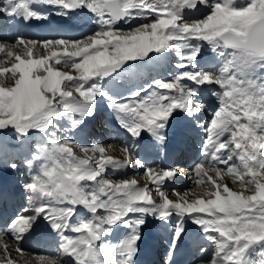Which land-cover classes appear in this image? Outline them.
Wrapping results in <instances>:
<instances>
[{
  "label": "snow or ice",
  "instance_id": "6c2138e0",
  "mask_svg": "<svg viewBox=\"0 0 264 264\" xmlns=\"http://www.w3.org/2000/svg\"><path fill=\"white\" fill-rule=\"evenodd\" d=\"M39 4L58 9L57 15L86 9L98 28L78 40L0 39V133L14 136L22 149L32 143L31 134H40L25 161L28 207L0 229L6 264H15L12 250L26 253L19 244L40 218L58 234L60 244L55 256H37L38 264H101L109 247L100 245L102 235L133 214L190 218L210 246V251L200 249L207 254L200 264H264V19L242 25L244 14L259 9L264 0H2L0 15L13 24L46 19L34 8ZM202 8L208 10L203 19L186 18ZM226 18L234 22L226 26ZM121 21L130 26L117 27ZM205 46L219 58L214 70L203 66ZM153 55H174L179 71L123 100L104 91L103 82L127 71L125 65ZM205 87L218 106L203 125L201 161L179 169L205 189L191 200V190L180 195L173 189V200L165 189L178 169L146 168L143 176L153 188L140 186L135 178H108L109 167L115 172L143 165L128 147L120 146L124 160L119 161L105 157L103 145L77 144L60 123L70 120L76 129L93 115L102 96L133 140L147 132L162 142L174 112L198 117L208 110L200 91ZM76 147L99 153V158L80 159ZM0 167L16 171L18 165L0 155ZM81 209L90 219L74 221ZM143 223L135 221V231L115 246L120 264H133ZM182 233L178 228L173 250ZM171 255L169 251V259Z\"/></svg>",
  "mask_w": 264,
  "mask_h": 264
},
{
  "label": "bare ground",
  "instance_id": "6f19581e",
  "mask_svg": "<svg viewBox=\"0 0 264 264\" xmlns=\"http://www.w3.org/2000/svg\"><path fill=\"white\" fill-rule=\"evenodd\" d=\"M246 0H244V2H245ZM44 5L45 4H39V5H34L36 8H35V10H37V12H39V13H41V14H43L44 12L46 13L47 11L45 10V7H44ZM82 11V13L84 12V11H86V9H79V12H81ZM90 13V12H89ZM207 13H206V11H200V14H199V19H203L204 18V16L206 15ZM0 18H1V16H0ZM60 18H58V19H55L54 17H51V19H48L47 21H45V20H42V19H40V20H30V21H28L27 23H25V22H23L22 20L21 21H19V22H17V23H11L10 24V30H12V28L14 27V25H18V27H24L25 28V30L26 31H28L29 33H31V35H34V34H36V33H38V32H42V27H41V24H43V23H50V24H52V25H54V28H51L50 29V32H49V36H51L53 33H54V29H56V30H59V29H61V24H60V22H62V21H58ZM68 20H70V19H68ZM92 21V20H91ZM82 23H84L83 21H81ZM134 22V21H133ZM1 26V25H0ZM120 26V25H119ZM118 27V26H117ZM1 28V27H0ZM91 30L89 29V28H87V29H85V31H81L80 32V30L79 31H71L67 36H66V32L64 33V35H65V37H67V38H69L68 40H78V39H82V38H84L86 35H87V33H89ZM1 32V31H0ZM71 34H74V35H71ZM19 36H21V35H19ZM22 36H24V37H26V38H29V39H33V36H28V35H24V34H22ZM52 38V37H51ZM0 39H7V40H10V38L5 34V35H1L0 34ZM208 49V48H207ZM17 51H19V49H17ZM41 51H39V52H37L36 53V55H39V53H40ZM206 49L205 50H203V55L205 56L206 55ZM43 53V52H42ZM42 53H40V54H42ZM172 58L174 59V60H172ZM158 60H162L161 62L160 61H158ZM219 59L218 58H216L215 57V55H213L212 56V58L210 59V61H212V62H215V67L217 68L218 66H219V61H218ZM177 63V59H176V57L174 56V55H172V56H166V57H164V58H159V57H156L155 55H153V57L150 59V60H148V61H138V62H136L135 64H134V66L131 68L129 65L127 66V67H125L126 69H127V71H124V70H121L120 71V73H118V74H116L114 77H110V78H108L107 80H105L104 82H103V85H105V86H107V91L106 92H108L109 94H110V96H112V97H114V98H116L117 100H123L125 97H128V96H130L132 93H133V91H135V90H133V88H135L134 86H136V87H142L143 89H145V88H149V86L150 85H153V82L155 81V80H165L166 79V77H168V76H170L171 74V72H173V71H175V70H178V69H176L175 68V70H171L170 69V67L171 66H174L175 67V64ZM207 63H209V61H207ZM206 63V64H207ZM144 66V67H143ZM58 67V66H57ZM128 67H130V68H128ZM142 68V70H141V72H140V74H138L137 75V73H136V71L137 70H139V69H141ZM133 69V70H132ZM154 70V71H157L158 73H161V75L163 76V77H161V78H159L160 77V74H158V76L154 73V74H152V73H149L148 72V70ZM124 71V72H123ZM179 71V70H178ZM139 72V71H138ZM127 73H129V74H127ZM132 74H136V76H134V78L133 79H131V77H132ZM168 75V76H167ZM124 76H127L126 78L124 77ZM165 78V79H164ZM118 79H124V85H123V89H121L120 87H119V85H120V82L118 81ZM144 79L146 80L145 81V83H143V82H141V81H144ZM119 83V84H118ZM127 83V84H126ZM122 85V84H121ZM127 85V86H126ZM148 86V87H147ZM206 88V87H205ZM206 91V93L207 94H211V91L210 90H208V89H205ZM200 91H202V90H200ZM136 92V91H135ZM101 100V97L99 98H97V101H96V105H95V110H94V113H93V115H91V116H85L84 117V120H83V123H81L80 125H79V127H77L76 129H74V130H72V129H69V131L70 132H72L73 134H74V136H77V137H80L79 139H83V141L85 140V136L87 135V134H90L89 133V130L91 131V129H92V125L89 127V125H86L84 122H86V120H88L89 118H91V117H93L94 115H95V113L100 109V108H103L104 110H105V114H104V119H105V125L107 126V128L106 127H104L105 128V131H106V134H107V136L108 137H110L109 139L111 140V141H113V142H123V141H119V139H117V137H116V133L115 134H113V132L112 131H110V129L108 128V124L109 123H111L112 121H115V122H117V124H118V126H120V124L118 123V121H117V117H116V114H114V112L112 111V110H109V106H105V105H103L102 104V102L100 101ZM106 100V99H105ZM176 113V115L177 114H180L181 112L180 111H176V112H174L173 114H175ZM186 114V113H185ZM184 114V115H185ZM188 116H187V118H186V120H183L184 122H183V127H181V129L182 130H185L186 129V127H184V125H186L187 124V122H189L190 123V127H192V126H194V129H197V122L196 121H192V118L193 117H191L189 114H187ZM65 121H63L62 123H64ZM61 123V124H62ZM71 123V122H70ZM68 124V123H67ZM68 126H70L69 124H68ZM97 126H98V124H97ZM96 126V127H97ZM85 129H84V128ZM78 128H80V131L78 130ZM122 128V127H121ZM180 128V126H175V129L174 130H177V129H179ZM87 129V130H86ZM124 131H126L124 128H122ZM94 130V129H93ZM88 131V132H87ZM126 133H127V135L126 136H128V135H130L127 131H126ZM144 133H147V132H144ZM71 134V133H70ZM142 135V134H141ZM140 138H141V136H140ZM137 139V140H134V142H135V144L133 145V147L134 146H136L135 147V150L136 151H138V150H144V149H142L143 147H142V145L144 146H146V144H144V143H142V141H141V139ZM79 141V140H78ZM82 141V142H83ZM81 142V143H82ZM121 143H120V145H121ZM124 143H127V142H124ZM123 143V144H124ZM133 144V143H132ZM134 150V151H135ZM93 160H95V158H93ZM139 161H140V163L142 164V165H144L143 164V162L141 161V159H138ZM148 165V164H147ZM146 166V165H145ZM175 166H176V164L174 165V166H172V167H168L167 169H174L175 168ZM135 170V167H133V166H131V167H129V169H128V172H126V173H129L130 171H134ZM110 171L112 172V173H110ZM125 170H118V171H112L111 169H108V172H109V174H110V176L111 177H117L118 175H121V173H123ZM2 178V177H1ZM0 178V179H1ZM4 178V177H3ZM5 179V178H4ZM185 180H186V178H185ZM4 182H5V180H4ZM6 183V182H5ZM5 183H3V180L1 181L0 180V191H2L3 190V193L2 194H0L1 195V197H2V199H0V203L3 201V199H5L4 197H5V194H6V188H5ZM4 184V185H3ZM169 185H165V189L168 191V193H171V191L173 190V189H175V190H184V189H191V187H192V185L194 184V182H193V179H191V181H189V182H187V184H185V185H183V183L181 182H176L175 183V181L174 180H172V181H170L169 183H168ZM8 187V186H7ZM7 190H9V188H7ZM15 190V191H14ZM11 191V193L9 194V193H7V198L5 199L6 201H7V203H6V206L5 205H3V207H4V209H3V211H2V215H4L5 217H8V214H11L9 211H6L7 209H8V206L10 207V209H12V207H13V203L15 202H17V200L18 199H16V197H17V193H18V191H19V189H15V188H12V190H10ZM9 195V196H8ZM12 207H11V206ZM6 207H7V209H6ZM135 215V214H134ZM152 217V219H153V223H154V226H151V225H149L148 226V224L149 223H147V226H148V230H149V232H152L151 234H150V239H151V243L152 244H154V245H156V242H157V244H158V249H160L159 247L162 245V244H171V242H172V240H173V238H174V236H175V234H176V232L173 234V233H171L170 231L172 230V228L171 229H168V227H166V226H168L169 224H171V226H173L174 224H175V227H176V231L178 230V228H182L183 229V233H182V237H181V239H180V242L181 241H183V243L186 241L187 242V246L189 247V249L191 250V252H189L188 253V255H190L191 253H192V257H195V254H193L194 253V251H195V246H197V245H200V244H208V241H207V239L205 238V236H204V233L201 231V229L196 225V224H194L192 221L191 222H189V220H190V218H188V217H185V218H183V220H181L180 219V217H178V216H176V215H173V216H171V217H173V218H168L169 220H170V223L168 222L169 220L167 219V220H159V219H157L154 215H151ZM171 219H174V220H171ZM185 219H187L188 220V223H189V225L188 224H186L184 221H185ZM1 222V221H0ZM149 222V221H148ZM177 222H179V223H177ZM166 223L168 224V225H166ZM122 226V225H121ZM158 226H160V227H158ZM190 226H192L191 227V229L189 228ZM174 227V226H173ZM112 229L113 230H117V227H112ZM43 231H50L51 232V229H47V227L46 226H43L42 227V231L39 233V232H37V231H35V235H36V237L34 236V237H32V239L33 240H31V242H33V245H35L36 247H39L38 246V243L40 242L39 240V237H40V235H41V233L43 232ZM108 232H109V230H108ZM186 232H188V234H186ZM110 233V232H109ZM55 235H57L56 233H55ZM165 237V238H163V240H165L164 242L163 241H156L155 239L157 238V237ZM104 236L102 235V239H101V241L100 242H103L102 240L103 239H105V238H103ZM110 239V238H109ZM108 239V240H109ZM112 240V243L110 242V244L111 245H113L112 246V248L111 249H113V247L115 248V246H116V244L114 243V241H113V239H111ZM58 243L60 244V240H58ZM105 244V243H104ZM160 244V245H159ZM208 248V247H207ZM161 250V249H160ZM40 251V250H39ZM104 252H106L105 250L102 252L103 254L101 255V264H104V260H106L105 259V255H104ZM199 256H201V255H203L204 253H201V251H198V253H197ZM21 257V256H20ZM3 258V260L5 259V257H4V253L2 252V253H0V261H1V259ZM27 259V258H26ZM194 259V258H193ZM205 258H202L201 260H204ZM18 260V259H17ZM201 260L199 261V262H197V264H200V262H201ZM22 262V261H21ZM118 263H120V261L118 262ZM33 264V263H32ZM34 264H38V262H36V263H34Z\"/></svg>",
  "mask_w": 264,
  "mask_h": 264
},
{
  "label": "rangeland",
  "instance_id": "374dc122",
  "mask_svg": "<svg viewBox=\"0 0 264 264\" xmlns=\"http://www.w3.org/2000/svg\"><path fill=\"white\" fill-rule=\"evenodd\" d=\"M0 2H2V0H0ZM44 7L46 8V4L44 5ZM49 8H50V10H53L51 7H49ZM42 15H45L47 17L46 19H42V20H45V21H47L48 19H51V17H54L55 19H58L61 16V15H57L56 13H47V12L46 13L44 12ZM1 16L4 19V16L3 15H1ZM91 20H93V19H90L89 21H91ZM45 30L47 31L48 29H45ZM46 31L44 33H46ZM1 33L5 34L4 30L1 29ZM90 34L91 33L89 32L88 35H90ZM88 35H86V36H88ZM18 36L19 35L15 36V38L13 37V39H10V41L14 42L15 39ZM24 38L25 39H29V38H26V37H24ZM46 39H48V40H54V39H51L50 37H48V38H41V39H32V40H46ZM40 51H41L40 53H42L43 52V49H41ZM0 56H3V54L0 53ZM158 61L161 62L162 60H158ZM127 66L128 65H125V67H127ZM133 66L134 65H132L130 67L132 68ZM130 67H128V68H130ZM170 69L171 70H175V67L174 66H171ZM63 70L64 71H70L69 69H63ZM141 70H142V68L136 71L137 75L140 74ZM177 71L178 70H175V71L171 72L170 74L171 75H175V73ZM127 74H129V73H127ZM133 75L136 76V74H132L131 79L134 78ZM124 77L126 78L127 76H124ZM118 81L120 82L119 87L121 89H123L124 79L123 80L122 79H118ZM105 87L107 88V86L103 85L104 91H107V89ZM134 87L135 88H133V90H135V91H138L140 89H143L141 86L139 88L136 87V86H134ZM135 91H133V92H135ZM74 95H75V93H74ZM108 95L110 96L109 93H108ZM110 97H112V96H110ZM112 98H114V97H112ZM114 99H116V98H114ZM100 101L102 102L103 105L108 106V101L105 100L104 97L101 96V100ZM109 110H111V109L109 108ZM211 112L212 111H208V113H207L208 116L204 119V121L202 122V124H205L204 122H206V120L209 119V116H210V113ZM63 121H65L64 123H68L70 125V126H67V125L65 126V125L62 124L64 126V128L68 129L67 135L72 140H74L77 144H80V145H83V146H86V147H91L93 144L103 145L105 147V157L111 156L115 160L123 161L124 160V153L121 151L120 146L121 147H128L130 149V151H131L132 146L135 144L134 141H133V144L127 142V143H124V144L121 143V145H120L119 142H113V141H111L109 139V137L107 136L106 132H105V128L104 127L103 128H100V125H98L96 127V132L93 131V134L91 133V134L86 135L85 136V140L82 142V140L79 139L80 137L74 136V134L69 131V129H71V123H70L71 121L70 120H63ZM63 121H61L60 123H62ZM9 132H10V130H9ZM31 135H33V137H34L32 143L29 144V145H27L26 146V149H22V148L19 147V145H18V143H17V141H16V139H15L14 136H12L10 134L0 133V138H2V140H0V155H3L5 157H7L8 159L14 160L15 163L18 165V168H17L16 171H13L12 169L7 168V167H0V178L2 177L0 180L1 181L3 180V183L6 182L5 183V188H6L5 191H6V194H5V197L4 198L5 199L7 198V193L10 194L11 193L10 190H12V188L19 189V191L22 192L21 197L15 203L17 205V207L14 208V210H13V214H14L13 219H15V217L18 216V215H24L25 213H24L23 209L26 208V207H28L27 193H25L24 187H23V185L25 184L26 181H28V178H29L28 170H27L26 162L25 161L30 156L31 149H32L33 145L35 144V142L38 141V140H40V134L34 133V134H31ZM73 151H74L75 155L78 158H80V159H85V158H88V157H92V159L93 158H95V159H98L99 158V153L84 152V151H81L80 148H78V147L74 148ZM133 159L134 160H138V158L137 157H134V155H133ZM132 166L135 167V170L133 172L130 171L129 173H126V172H128V169H129V168H126V169H123L125 171L123 173H121V175H118L115 178L114 177H111L108 171H107L106 175L108 176V178L113 179V180L135 178V179L138 180V184L140 186H144V185L147 184L150 188H153V186L143 176V173H144V171H145L146 168H154L155 169L157 167L154 164H149L147 166L143 165V167H139L136 164H133ZM109 169H111V168L109 167ZM180 169H182V167H180ZM33 171H36V169H33ZM110 173H112V172L110 171ZM180 173L182 174L183 171H180ZM210 174H212V173H210ZM212 175H214V174H212ZM4 180H5V182H4ZM186 180H189V179H186ZM189 181H191V179ZM189 181H185V183L187 184V182H189ZM223 182L224 183H227L230 187H233L234 188V186L232 185L231 180L225 179ZM7 188H9V190H7ZM186 190H191V191H188V199L189 200L194 199V198L201 197L203 195L204 191H205V189H204L203 186H196L195 184L192 185L191 189H188V188L187 189H184V190H180L179 189V190H176V191L180 195H184L185 192H186ZM234 190H237V189L234 188ZM152 195H153L154 198H157L158 199V197L156 196V193H155L154 190L152 192ZM168 195H169V198L170 199H173V200H176L177 199V196L174 195L172 191H171V193H168ZM0 198H2V197H0ZM204 198H207V197H204ZM83 214L84 215H88V217L87 216L84 217ZM135 216H138L139 217V216H142V215H140V214H135L134 215L133 214V215H130L129 217H127L126 219H132ZM142 217L144 219L146 218L144 220V223H143V225H145V226H147V223H149L148 224V226H149L150 225V222H153V219L151 218L152 217L151 215H145V216H142ZM73 219H74V221L88 220V219H90V214L87 213V212H85L83 209H81V210H79L78 217H74ZM12 220L8 224H5V225L1 226L0 229H5L12 222ZM132 220H134V219H132ZM135 221H137V220H135ZM135 221L132 222L131 224H135ZM191 221L192 220L190 219L189 222H191ZM37 222H39V224L37 225V228H36V225L33 226L34 227L33 228V232L34 233H35V231L41 232L43 226H46L48 230L51 229V226L46 221H44L43 218H40ZM168 222L170 223V220ZM184 222L189 225L187 219H185ZM177 223H179V222H177ZM166 225H168V224L166 223ZM119 226H121V225H119ZM104 235H108V234L106 233V234H103V236ZM26 236L24 237V239L19 244V246L26 253L25 254H19V253H16L14 250H12L11 253H10L12 259L15 262V264H32V263L34 264V263L37 262V256H39V255H45L47 257L55 256L54 251H55V249L58 250L56 244L54 245L55 247L52 250H50L49 252L48 251L47 252H33V251H29L28 245L26 244ZM103 238H106V237H103ZM109 238H110V233H109L108 239ZM109 241L112 243V240L111 239H109ZM6 242L9 244L10 247H12V241L9 240V241H6ZM110 246H111V244H110ZM201 248H205V246H203V247L201 246ZM207 249H209V251H210V247H208ZM52 251H53V254H52ZM0 253H2V252H0ZM202 257H204L205 259H207V254L204 253L200 258H202ZM195 261L193 262V264H197L196 262H199L200 260L197 259V261L196 262ZM0 264H6L5 259L3 260V258H2L1 261H0Z\"/></svg>",
  "mask_w": 264,
  "mask_h": 264
},
{
  "label": "clouds",
  "instance_id": "9594fccd",
  "mask_svg": "<svg viewBox=\"0 0 264 264\" xmlns=\"http://www.w3.org/2000/svg\"><path fill=\"white\" fill-rule=\"evenodd\" d=\"M261 19H264V4H261L257 10L250 9L247 13H245L242 20V25L244 27L255 25L257 21ZM233 22V18H226L224 21L226 26H230Z\"/></svg>",
  "mask_w": 264,
  "mask_h": 264
}]
</instances>
